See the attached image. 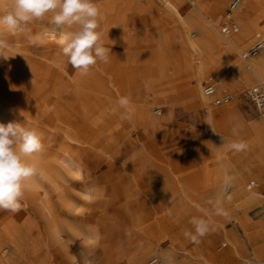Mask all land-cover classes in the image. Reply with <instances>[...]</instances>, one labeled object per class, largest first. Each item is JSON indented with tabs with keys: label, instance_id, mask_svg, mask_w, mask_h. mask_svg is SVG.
Returning <instances> with one entry per match:
<instances>
[{
	"label": "bare ground",
	"instance_id": "6f19581e",
	"mask_svg": "<svg viewBox=\"0 0 264 264\" xmlns=\"http://www.w3.org/2000/svg\"><path fill=\"white\" fill-rule=\"evenodd\" d=\"M233 1L95 0L98 31L111 54L90 68L92 81L53 50L61 47L59 37L44 35L51 25L33 21L15 35L0 31L8 48L21 53L12 67L0 63V123L35 129L42 143L40 152L25 157L37 175L25 181L22 210L0 211V264H12V249L20 264H150L154 258L179 264L172 224L163 221L172 175L197 200L219 197L231 205L248 189L234 205L239 222L255 229L250 214L264 193L238 177L237 165L249 158L264 168V111L255 107L263 113L255 117L241 98L243 88L264 82V43L245 59L264 42V0H240L232 8ZM11 4L0 0V14ZM231 20L239 32L222 33ZM210 82L216 89L207 95ZM104 93L109 99H101ZM225 94L231 100L213 108ZM121 97L130 98V119L122 118ZM187 115L202 128L179 121ZM125 130L137 135L127 154L115 145ZM240 141L248 147L229 154V145ZM221 242L218 234V248ZM98 246L102 262L92 256ZM211 253L216 257L206 245L193 263ZM251 254L245 264H264V243ZM223 260L245 261L235 247Z\"/></svg>",
	"mask_w": 264,
	"mask_h": 264
},
{
	"label": "clouds",
	"instance_id": "9594fccd",
	"mask_svg": "<svg viewBox=\"0 0 264 264\" xmlns=\"http://www.w3.org/2000/svg\"><path fill=\"white\" fill-rule=\"evenodd\" d=\"M49 13L52 14L51 27L44 35L59 37L61 54L73 69L85 75L98 62L109 61L111 48L102 43L98 31L100 11L95 0H12L7 11L0 14V31L15 35L33 21L43 20ZM6 49L8 44L0 39V57L5 59L11 57L4 55ZM118 103L125 109L122 118L130 119L127 114L130 98L121 97ZM229 147L241 152L248 145L240 141ZM41 149V135L37 130L17 122L0 123V211L15 214L22 210L25 181L37 175L36 166L25 157ZM193 225L195 234L186 235H191V240L198 243V236L206 234L208 225L202 220H194Z\"/></svg>",
	"mask_w": 264,
	"mask_h": 264
},
{
	"label": "rangeland",
	"instance_id": "374dc122",
	"mask_svg": "<svg viewBox=\"0 0 264 264\" xmlns=\"http://www.w3.org/2000/svg\"><path fill=\"white\" fill-rule=\"evenodd\" d=\"M227 7H228V4H227ZM8 8L9 7H7V9ZM7 9H6V11H7ZM51 15L52 14L49 13L43 20H38V22H39L38 24H40V25L49 24L48 21H50ZM169 22H170V20L165 21L166 24H168ZM100 24L101 23L99 22V26H100ZM0 39H4L3 34H0ZM8 49L5 50V54L6 55L8 54L7 57L8 56H11V57H8L7 59H5V58L1 59L2 57H0V63H5L8 66L12 67V66L16 65V63H18V57L21 53L18 50H14V49L11 50L10 48H8ZM53 50L55 52H59L61 54L60 48L55 47ZM261 50H262V48L259 51H261ZM93 71L94 70L91 69L90 73H92ZM86 77L89 81L93 80L91 78V75H89V72L87 73ZM100 81H99V83H100ZM210 83H213V82H210ZM107 89H109L108 86H107ZM246 89H248V87L243 88V90L241 91V98L242 99H244L243 93L245 92ZM225 92H223V93H225ZM227 92H229L231 94L233 93L231 90H229ZM101 97H102L101 99L107 100V99H109L110 96L107 93H104ZM214 99H215V97L213 98L212 101H214ZM211 106L213 108H218V106L214 105L213 102L211 103ZM105 107H106L107 111L112 110L113 109L112 108V100H108L105 103ZM247 107L249 110H251V109L253 110V112L255 113V117H260L263 115V113L260 114V112H258V110L255 108L253 103L250 102L249 106H247ZM159 112H161V111L158 109L156 111V114L159 115L160 114ZM183 117H180L179 121L181 123L185 122L184 124H188L189 126H192L194 128V131H198L202 128L201 123L195 122L196 120H194L193 117H191L190 115H187L184 118ZM251 119H252V117L248 116L245 120L251 121ZM198 123H200V124H198ZM122 136L123 137L121 139H118L115 141V145H116V147L120 148V150H122V153L124 152L125 154H127V152L131 151V148H132L133 143H134V139L136 138L137 135H136V132L134 133V131H132V130L130 132H128V134H127V131L125 130L123 132ZM234 151L235 150H230L229 154H232ZM123 156H125V155H123ZM237 170H238L237 175H238V177H240L242 179L243 182L247 183L249 181H254L258 185V188L264 193V168L259 167V164L255 160H250L249 158L243 159L237 165ZM175 179H176L175 176L172 175L171 176L170 190L167 194H165V196L167 197V200L165 201V206H164V211H163V214L165 215L163 221H170V223L172 224L171 227H173V225L178 224L179 226H181L183 228H187V227L189 228V227H192V225H193V219L194 220H201L203 212H202V209L200 208V203L203 200L215 199L220 205H225V206L229 205L228 203L223 202L219 197L202 196V197H199L197 200V196H196L195 192L193 190H191L188 185L184 184L183 182L181 183L180 181H177ZM227 193L231 194L232 193L231 189H228ZM249 193H250V191L247 189V191H245L244 194L236 195L234 197V200L231 203L232 204L239 203L247 195H249ZM54 200H55V203H56L58 210H59V208H60L59 200H58V198H55ZM196 200L198 202H195ZM261 201H263V198L259 199L258 203ZM137 202L140 205L142 204V200H136V203H135L136 205H138ZM261 205H263V204H261ZM95 208L96 209L98 208V204H96ZM116 214L122 215V212H117ZM196 214H198L197 217H196ZM34 216H35V218H37V221H39L40 226L42 224V228L44 229V224H43L44 222L43 221L41 222L42 219H40L36 214H34ZM189 220H191V221H189ZM94 224L96 225L97 221L94 222ZM0 231H1V229H0ZM171 231H172V229L170 228L169 232H171ZM203 236H198V240H199L198 243L193 242L191 239L188 242H185V241L184 242H175V241H173V243H174L173 249L176 251V261L179 264H184V261L186 259H189V260L191 259L190 264H194L193 262H195L197 256L200 255L201 250L204 249L206 247V245L210 246L211 250L216 253L217 261L215 264H223L224 263L223 257L226 256L230 252L231 248H234V247H235L236 251L238 252L239 256L241 258L245 259V261L239 260V262L237 264H245V262H250L249 254L245 253L241 248L234 246L233 243L228 238H226V236H224V238H222V242H221V245L219 248H218L219 244L217 243L218 232L212 231V234H210L206 239L203 238ZM179 248H182V249L180 250ZM27 250L28 249L23 250L24 254L27 253ZM13 251H14L13 249L9 250L10 258H11L9 263L20 264L23 261L22 257L20 256L19 253H17V252L15 253ZM92 256H93V258L96 259L97 262H99V261L102 262L103 255L101 254V248L99 246L93 249ZM210 258L212 259V256H210ZM202 264H203V262H202Z\"/></svg>",
	"mask_w": 264,
	"mask_h": 264
},
{
	"label": "crops",
	"instance_id": "0c3cea01",
	"mask_svg": "<svg viewBox=\"0 0 264 264\" xmlns=\"http://www.w3.org/2000/svg\"><path fill=\"white\" fill-rule=\"evenodd\" d=\"M261 198H263V201L257 203L258 208L250 214L253 223H258L255 229L254 227L247 229L239 222L241 213L234 204L220 205L215 199L201 201L200 208L203 212L201 220L208 225V230L203 238L206 239L212 234V231H216L222 238L227 236L234 246L238 248L245 246L249 254L252 253L250 256H253L254 246L264 243V197ZM171 229L170 233L175 242H188L191 235H186V233L195 234L194 226L183 228L177 224L173 225ZM210 256H212V259ZM203 261V264H214L216 262L215 254L206 255Z\"/></svg>",
	"mask_w": 264,
	"mask_h": 264
},
{
	"label": "built area",
	"instance_id": "2783aa9c",
	"mask_svg": "<svg viewBox=\"0 0 264 264\" xmlns=\"http://www.w3.org/2000/svg\"><path fill=\"white\" fill-rule=\"evenodd\" d=\"M239 2L240 0H234L231 4V7L235 8L239 4ZM238 32H239V27L232 20L229 23L224 24L222 28V33L225 34H230V33L237 34ZM263 43H264L263 41H259L256 44V46L253 49H251L248 54L245 55V59L250 57L251 55L256 54L263 46ZM215 89H216L215 84L205 83V92L207 95L214 94ZM243 98L253 103L259 111H264V82L259 83L255 87H251L247 89V91L243 94ZM258 99L260 100L259 103L257 102ZM229 100H231V96L229 94H225L221 98H216L214 104L220 106L223 103L228 102ZM251 185H254V182ZM251 185H249V188L251 187ZM74 264H79V263H74ZM150 264H162V262L158 258H154L150 261Z\"/></svg>",
	"mask_w": 264,
	"mask_h": 264
}]
</instances>
